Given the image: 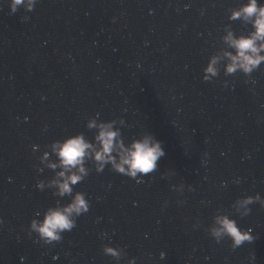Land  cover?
Returning <instances> with one entry per match:
<instances>
[{"label": "water", "instance_id": "obj_1", "mask_svg": "<svg viewBox=\"0 0 264 264\" xmlns=\"http://www.w3.org/2000/svg\"><path fill=\"white\" fill-rule=\"evenodd\" d=\"M241 2L40 0L34 12L16 15L2 6L0 264H21V257L25 264H115L103 254L110 241L102 233L137 264H252L253 253L264 264V208L252 205L243 219L231 208L245 195L264 196V65L255 84L223 69L216 81L203 80L230 23L227 10ZM232 27L242 30L239 22ZM97 113L105 122L123 118L129 139L151 132L162 141L159 172L137 184L93 169L76 189L88 194L90 212L61 243L41 247L25 229L57 198L36 187L54 173L37 170L33 145L41 155L70 135L92 139L86 125ZM169 171L175 174L160 178ZM181 182L183 194L173 191ZM218 211L233 213L257 239L235 251L230 240L217 244L206 229Z\"/></svg>", "mask_w": 264, "mask_h": 264}, {"label": "clouds", "instance_id": "obj_2", "mask_svg": "<svg viewBox=\"0 0 264 264\" xmlns=\"http://www.w3.org/2000/svg\"><path fill=\"white\" fill-rule=\"evenodd\" d=\"M39 3L40 0H0V10L7 4L11 15H16L21 9L25 13H31ZM227 11L230 23L223 29L221 46L203 68V80L206 83L216 81L223 69L225 77L242 74L246 78L245 83L255 84L253 73L264 65V0H243ZM22 20L28 23L31 17L24 15ZM232 22H239L242 30L238 32L234 29ZM222 84L227 88L229 81L225 79ZM86 127L94 132L92 139L84 132L70 135L46 145V150L41 155H36L39 146L33 145V155L39 161L37 170L43 173L48 169L54 173L50 179L40 180L36 187L41 192L51 190L52 195L57 198L54 206L48 207L43 213L37 211L35 218L25 229L29 237L36 236V242L41 247H55L61 243L65 233H70L78 227V219L90 212L92 203L88 194L76 189L90 176L93 169L97 174H103L108 169L142 184L150 177L149 174L159 172L158 162L166 155L163 142L151 132H143L131 139L125 137L122 129L126 127V121L123 118L105 122L97 113L95 117L88 119ZM174 174L171 171L161 173L160 178L168 179ZM9 182H12L11 177ZM240 182L239 179L235 181L237 184ZM111 187L109 184L108 188ZM185 187L181 182L179 185H173V191L183 194ZM187 190L195 191L191 185L187 186ZM177 203L182 205L184 201ZM254 204L264 208V196L259 192L254 196L237 198L231 208L236 216L243 219L251 214V206ZM167 206L168 201H165L163 207ZM3 224L4 219L0 217V226ZM193 227L200 228L202 224L198 221ZM206 231L217 244L230 240L233 251L245 244H252L257 239L253 228L242 227L238 220L233 218V213L224 211H218ZM101 237L109 239L110 242L103 245L102 251L105 256L111 257L115 264H137V258L129 257L123 247L111 245V237L107 233H102ZM166 257L165 252L160 253L161 260ZM52 259L58 261L59 256H53ZM255 259V254H251L252 264H255ZM21 264H25L23 257Z\"/></svg>", "mask_w": 264, "mask_h": 264}]
</instances>
